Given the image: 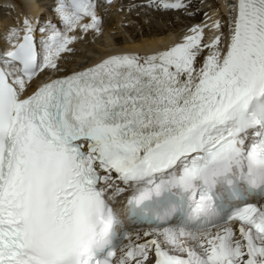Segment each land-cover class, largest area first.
I'll list each match as a JSON object with an SVG mask.
<instances>
[{
	"label": "snow or ice",
	"instance_id": "6c2138e0",
	"mask_svg": "<svg viewBox=\"0 0 264 264\" xmlns=\"http://www.w3.org/2000/svg\"><path fill=\"white\" fill-rule=\"evenodd\" d=\"M232 7L227 37L197 25L40 83L102 32L97 5L57 0L40 41L28 17L9 30L0 264H264V0Z\"/></svg>",
	"mask_w": 264,
	"mask_h": 264
},
{
	"label": "bare ground",
	"instance_id": "6f19581e",
	"mask_svg": "<svg viewBox=\"0 0 264 264\" xmlns=\"http://www.w3.org/2000/svg\"><path fill=\"white\" fill-rule=\"evenodd\" d=\"M116 1L117 0L114 2H110V0H93V2L97 5V14L101 18L110 16V18H112V22L119 26V28L122 26L121 32L123 33L117 37L112 36L113 27H104L103 25L101 33L89 31L85 34L78 31L80 39L70 45V47L77 48L78 50H76L75 53L69 52L63 54V57L59 62L61 70L59 72L46 71L41 75L36 83L55 79L69 75L75 71L82 70L85 67L91 66L99 62L101 59L106 58L108 55L124 53L151 55L156 51L165 50L168 47L181 42L185 35L191 34L190 29L197 25H209V27L205 28L204 39L207 42H210L215 35L220 33H223V35L227 37L235 15L232 5L237 3V0H209L206 3L207 6L202 8V11L209 12V14H207V18H205L202 23H194L197 16L191 17V14L187 16L180 14L186 22L188 19H191L192 22L187 23L186 25L184 23L185 27H179L180 25L178 24H174L172 26L163 25L162 27H158V19L153 17L149 18L151 14L156 13L159 17H163L166 21H173V18H175V16H177L180 12L173 11L171 13H163L162 10L157 11L156 8L158 7L159 0H135L134 2L126 0L125 3L122 2L123 0H119V2L115 5ZM167 2L175 3L174 0H167ZM153 3H156V6L155 4L153 6ZM56 4L57 0H41V2L40 0H0V49H4L5 47V43L1 40V36L6 34L8 37L9 30L13 26L19 25L25 17L30 18L36 28H38V26H41V28L47 27L49 23H51L55 24L63 31L64 25L56 12ZM103 4L105 6H103ZM108 4H114V7H111ZM7 5H11L10 8L13 11H9V9H4V11H2L1 8L6 7ZM48 7L50 8L48 9ZM159 7L162 8V6ZM112 8L116 13L113 12ZM140 10H145L149 13L141 15L143 16V18H141V16L137 14ZM109 11H111L110 15ZM40 12L52 15L53 17L51 21L49 19L50 16H46V19H41L38 15ZM185 12L190 13L191 10L188 9L185 10ZM128 15L130 16L129 18ZM137 17L144 19V21L147 18L148 21H150V24H143L138 33H136L137 31H129L126 25L123 27L127 20L135 19ZM217 20L221 23V29L219 31L211 27L213 21ZM126 31H128L130 37L125 36ZM100 34H102L104 39L99 40V38L94 37L97 35L99 36ZM40 35H42V33H40ZM42 36L44 38L46 35ZM121 38H124V41L121 42ZM87 40H90L88 45H86ZM204 55H207V50H205ZM202 59L203 57H201V60Z\"/></svg>",
	"mask_w": 264,
	"mask_h": 264
},
{
	"label": "rangeland",
	"instance_id": "374dc122",
	"mask_svg": "<svg viewBox=\"0 0 264 264\" xmlns=\"http://www.w3.org/2000/svg\"><path fill=\"white\" fill-rule=\"evenodd\" d=\"M43 1V0H42ZM115 0H110V2H114ZM131 1H135V0H131ZM204 1H205V3H204ZM209 0H181V2L185 5V7H182V8H164V7H157L156 8V10L157 11H159V10H162V12L163 13H171V12H180V13H178V15L177 16H175V18H173V21L172 20H170V21H166L163 17H159L158 16V14H151L150 16H149V18H151V17H153V18H155V19H158V22H159V24L157 25L158 27H162L163 25H166V26H172V25H180L179 27H185V25L187 24V23H190V22H192V20L190 19H188L187 20V22L181 17V15H183V16H187V15H190L191 14V17L192 16H197V18H196V21L194 22L195 24H200V23H202L203 22V20L205 19V18H207V14H209V12L207 11V12H205V11H202V8H205V6H207L206 5V3L208 2ZM40 2H41V0H40ZM119 2V0H117L116 2H115V5H116V3H118ZM122 2H126V0H123ZM174 2H176V0H174ZM192 2V3H191ZM210 3H211V1H210ZM154 4H155V6H156V3H153V6H154ZM203 4H205V5H203ZM109 5V4H108ZM8 6V5H7ZM2 7L1 9H2V11H4V9H9V11H11L12 9L10 8L11 7V5H9L8 7ZM103 6H105L104 4H103ZM109 6H111V7H114V4H110ZM50 7H48V9H49ZM191 10V12L190 13H186L185 12V10ZM112 10H113V8H112ZM111 10V11H112ZM13 11V10H12ZM111 11H109V15H110V12ZM199 11V12H198ZM113 12H115L114 10H113ZM107 13H108V11H107ZM116 13V12H115ZM146 13H149L148 11H145V10H140L137 14L139 15V16H141V15H144V14H146ZM3 14H4V12H3ZM46 13H39L38 15H39V17H41V19L43 18V19H46L48 16H50V18H51V15H49V14H46ZM181 14V15H180ZM180 15V16H179ZM47 16V17H46ZM130 16L128 15V18H129ZM128 18H125V19H128ZM141 18H143V16H141ZM141 18H139V17H137V18H135V19H130V20H127L126 22H125V24L123 25V27L126 25V27H127V29L129 30V31H137L136 33H138V31L141 29V27L143 26V24H147V23H149L150 24V21H148V19L146 18L145 19V21H144V19H141ZM101 20H102V25L104 26V27H113V30H112V36H120L123 32H121V29H122V26L119 28V26H117L114 22H112V18H110V16H105V17H103V18H101ZM180 22H182V23H180ZM180 23V24H179ZM184 23H185V25H184ZM106 30V29H105ZM125 36L126 37H130L129 36V33H128V31H126L125 32ZM94 36V35H93ZM111 36V37H112ZM94 37H97V38H99V40H102V39H104V37H102V34H100L99 36L97 35V36H94ZM91 40V39H90ZM90 40H87V42H86V45H88L89 44V42H90ZM122 41H124V38H121V42ZM2 45H4V44H2ZM73 48V47H72ZM76 50H78L77 48H73V51L72 52H76ZM80 50V49H79ZM78 53V52H77Z\"/></svg>",
	"mask_w": 264,
	"mask_h": 264
}]
</instances>
